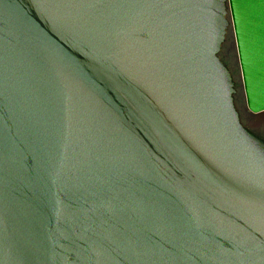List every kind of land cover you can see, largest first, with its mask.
<instances>
[{
    "label": "water",
    "instance_id": "obj_1",
    "mask_svg": "<svg viewBox=\"0 0 264 264\" xmlns=\"http://www.w3.org/2000/svg\"><path fill=\"white\" fill-rule=\"evenodd\" d=\"M228 13L262 112L264 0H0V264H264Z\"/></svg>",
    "mask_w": 264,
    "mask_h": 264
},
{
    "label": "rangeland",
    "instance_id": "obj_2",
    "mask_svg": "<svg viewBox=\"0 0 264 264\" xmlns=\"http://www.w3.org/2000/svg\"><path fill=\"white\" fill-rule=\"evenodd\" d=\"M227 18L229 19L230 23L227 28L226 39L223 43L220 54L228 63V66L231 69L235 80V102L238 110L241 113L244 124L247 127L251 128L254 132L264 136V111L254 113L248 109L244 92L243 77L239 61L235 32L230 13L227 14Z\"/></svg>",
    "mask_w": 264,
    "mask_h": 264
},
{
    "label": "flooded vegetation",
    "instance_id": "obj_3",
    "mask_svg": "<svg viewBox=\"0 0 264 264\" xmlns=\"http://www.w3.org/2000/svg\"><path fill=\"white\" fill-rule=\"evenodd\" d=\"M225 39H226V37H225ZM224 41H225V40H224ZM223 43H224V42H223ZM222 46H223V44H222ZM221 50H222V47H221ZM221 50L219 51L218 55H219V57L221 58V60L224 62V64L228 67V69H229V71H230V73H231L232 80H233V82H234V89H235V91H234V93H233L234 103H235L236 109H237V111H238V113H239V117H240V119H241V122L243 123V125H244V126L250 131V132H252V133L255 134L256 136H258L261 140L264 141V137H262V136L258 135L257 133H255L251 128L247 127V126L244 124V122H243V119H242L241 113H240V111H239L238 108H237V105H236V102H235V97H234V94L236 93L235 80H234V77H233L232 71H231V69H230L229 66H228V63L224 60V58H223L222 55L220 54V53H221Z\"/></svg>",
    "mask_w": 264,
    "mask_h": 264
}]
</instances>
